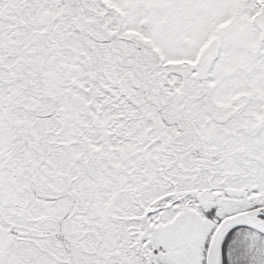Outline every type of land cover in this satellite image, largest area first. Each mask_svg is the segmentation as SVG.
Segmentation results:
<instances>
[{
	"label": "snow or ice",
	"instance_id": "1",
	"mask_svg": "<svg viewBox=\"0 0 264 264\" xmlns=\"http://www.w3.org/2000/svg\"><path fill=\"white\" fill-rule=\"evenodd\" d=\"M0 264H264V0H0Z\"/></svg>",
	"mask_w": 264,
	"mask_h": 264
}]
</instances>
